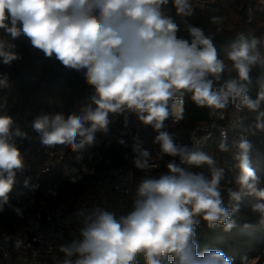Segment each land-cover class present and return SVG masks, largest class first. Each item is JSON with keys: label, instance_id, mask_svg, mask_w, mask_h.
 Wrapping results in <instances>:
<instances>
[{"label": "clouds", "instance_id": "9594fccd", "mask_svg": "<svg viewBox=\"0 0 264 264\" xmlns=\"http://www.w3.org/2000/svg\"><path fill=\"white\" fill-rule=\"evenodd\" d=\"M170 2L176 16L193 15L192 0H0V30L7 37H24L45 58L82 74L94 89L78 111L42 112L33 118L32 130L42 146L68 148L80 160L98 132L108 133L111 117L124 116L127 127L128 114H134L156 132V156L169 157L165 174L139 181L128 214L117 217L100 206L78 210L79 238L59 246L64 254L60 264H138L139 255L146 264H234L221 249L199 251L196 229L201 220L209 229L231 231L232 217L246 196L258 201L251 210L264 219V181L252 167L253 142L247 136L229 144L225 134L219 144L222 152L235 149L238 168L236 190L228 189L233 203L227 206L221 192L225 169L208 153L176 143L165 124L183 118L184 96L191 93L198 107L213 114L230 104L256 113L255 129L264 132V75L257 78L255 98L248 94L253 68L264 65L261 38L241 35L227 51L226 63L212 35L201 27L188 24L187 37L178 35L179 24L164 11ZM212 22L221 25V18L212 17ZM21 58L14 43L0 39V63L11 66ZM233 71L235 77L224 79ZM11 87L10 75L0 73V90ZM6 103L0 100V108ZM16 138L29 136L12 116L0 114V212L9 205L18 173L28 166ZM134 139L133 166L147 173L155 166L153 154ZM117 143L126 141L118 138ZM204 166L210 176L191 170ZM24 186L38 187L28 178ZM22 245L21 239L14 241L15 248ZM247 261L246 255L241 257V264Z\"/></svg>", "mask_w": 264, "mask_h": 264}, {"label": "trees", "instance_id": "16d2710c", "mask_svg": "<svg viewBox=\"0 0 264 264\" xmlns=\"http://www.w3.org/2000/svg\"><path fill=\"white\" fill-rule=\"evenodd\" d=\"M238 0L237 2H240ZM259 0H246L243 8L237 9L231 0H218L207 4L203 9L195 8L190 17H179L175 15V9L171 2L165 7L167 15H172L180 26L178 35L187 37V25L201 27L206 34L213 37L220 57L227 61L226 53L230 47L237 43L240 35L251 38V33L257 31L264 25V9L258 3ZM251 5L252 12H247ZM212 17L221 18V25L212 22ZM220 27L221 30L217 31ZM0 39H8L16 45V51L21 59L14 61L11 66L0 63V73L7 72L10 75L14 87V96L18 98V104L14 112L20 114V121L32 130L31 121L42 112H70L78 111V105L89 89L82 74L63 67L55 58H45L41 52L33 49L24 37L12 40L10 36L0 30ZM260 51L264 53V40L261 42ZM231 75L236 76L233 71L225 73L224 79ZM264 75V66L257 65L251 73L252 83L248 85V94L255 98L258 91L257 78ZM224 79L217 82V85ZM183 118L179 125L171 132L176 143L179 144L182 137H188L198 125L209 122L207 108L198 107L191 99V93H186ZM256 113L243 110V130L253 142L251 154L252 167L258 177L264 181V132L255 129ZM118 138H124L125 145L117 143ZM222 140L215 138L208 149L204 152L215 153L218 157L219 167L225 169L224 178L221 180V192L227 206L233 202L228 196V189L236 190L234 182L238 174L237 162L229 152L219 150ZM104 154L111 158L115 166H133L134 157L132 151L131 131L125 127V123L118 122L111 126L107 134L104 133ZM169 157L165 161L168 162ZM134 167V166H133ZM165 169H167L165 167ZM205 176H210L207 166L199 168ZM264 186V184H262ZM84 189L81 180L65 183L62 192H74L78 198ZM258 201L251 196L244 197L239 203V212L232 219L235 226L231 231L225 232L222 227L209 229L207 223L201 220L196 229L199 251L218 248L234 259V264H241V257L247 256V264L257 261L264 262V219L259 213L253 212L251 206ZM264 202V201H261ZM26 214L17 218L13 213H0V233L9 232L18 234L25 226ZM249 227H245V225ZM138 264H146L142 255L137 257Z\"/></svg>", "mask_w": 264, "mask_h": 264}, {"label": "built area", "instance_id": "2783aa9c", "mask_svg": "<svg viewBox=\"0 0 264 264\" xmlns=\"http://www.w3.org/2000/svg\"><path fill=\"white\" fill-rule=\"evenodd\" d=\"M216 1L218 0H205L202 5L194 4V8L203 9L207 4ZM247 12H252L250 4ZM223 83L224 80L217 86ZM11 84L10 89L0 90V100L7 101L6 106L0 108V114L12 116L16 125L28 133L29 138H16L15 141L25 155L28 166L23 173H18L17 183L10 193L9 205H6L2 212L13 213L19 218L20 215L14 210L19 208L27 216L20 233H0V264H60L64 254L59 251V246L79 238L81 224L76 216L77 211L100 206L114 212L117 217L128 214L132 210L139 181L145 175L156 177L165 174L167 169L164 160L167 157L160 160L156 156L159 152V146L153 144L156 132L150 126L141 124L134 114H128L127 124L131 131L132 151L136 142L134 138H138L143 142V148L153 154L152 163L155 166L147 173L130 165L115 166L112 159L103 152L102 132L96 134L95 144L83 151L80 160L76 159L77 153L68 148L44 147L39 143L36 133L20 121V114L14 112L18 98L13 94L12 81ZM93 92L94 89L90 86L79 102L78 110ZM184 106L185 98L183 109ZM207 111L209 122L196 126L188 137L181 138L179 144H186L193 150L206 151L215 138L223 140L225 134L229 144L241 134L248 137L243 130V111H238L235 105L230 104L227 109L220 110V114H213L208 108ZM111 119L113 122L109 128L120 121L125 123L124 116ZM180 120L166 121V130L171 133ZM234 150L233 148L232 151ZM232 151H229L231 157ZM191 170L202 172L199 169ZM77 177L75 180L84 183L81 195L76 198L73 191L62 192L63 185L73 182ZM26 178L29 179L30 185L38 187H25ZM17 238L23 241L19 249L14 247Z\"/></svg>", "mask_w": 264, "mask_h": 264}, {"label": "rangeland", "instance_id": "374dc122", "mask_svg": "<svg viewBox=\"0 0 264 264\" xmlns=\"http://www.w3.org/2000/svg\"><path fill=\"white\" fill-rule=\"evenodd\" d=\"M222 1H227V0H222ZM246 0H241L240 2H237L235 4V6L237 7V9H241L243 8V4ZM250 1V0H249ZM253 1V0H252ZM258 3L262 6V8L264 9V0H259ZM258 37V38H261V42L264 40V25L261 26L257 31H254L253 33H251V37ZM209 155L213 156L217 162V167H219V163H218V159L215 155V153H212V152H209L208 153ZM249 264H257V261H252L251 263ZM264 264V262L262 263Z\"/></svg>", "mask_w": 264, "mask_h": 264}, {"label": "bare ground", "instance_id": "6f19581e", "mask_svg": "<svg viewBox=\"0 0 264 264\" xmlns=\"http://www.w3.org/2000/svg\"><path fill=\"white\" fill-rule=\"evenodd\" d=\"M205 0H192V3H193V5L194 4H200V5H202V3L204 2Z\"/></svg>", "mask_w": 264, "mask_h": 264}, {"label": "water", "instance_id": "95a60500", "mask_svg": "<svg viewBox=\"0 0 264 264\" xmlns=\"http://www.w3.org/2000/svg\"><path fill=\"white\" fill-rule=\"evenodd\" d=\"M238 0H231L233 4H236Z\"/></svg>", "mask_w": 264, "mask_h": 264}]
</instances>
